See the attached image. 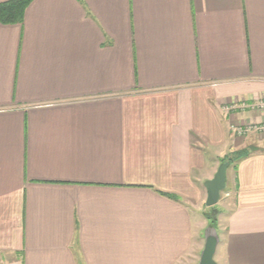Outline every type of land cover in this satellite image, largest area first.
I'll list each match as a JSON object with an SVG mask.
<instances>
[{
	"label": "crops",
	"instance_id": "1",
	"mask_svg": "<svg viewBox=\"0 0 264 264\" xmlns=\"http://www.w3.org/2000/svg\"><path fill=\"white\" fill-rule=\"evenodd\" d=\"M263 100L264 0H31L0 21V264H196ZM262 148L226 169L217 264H264Z\"/></svg>",
	"mask_w": 264,
	"mask_h": 264
},
{
	"label": "water",
	"instance_id": "2",
	"mask_svg": "<svg viewBox=\"0 0 264 264\" xmlns=\"http://www.w3.org/2000/svg\"><path fill=\"white\" fill-rule=\"evenodd\" d=\"M227 167V162L221 163L213 178L204 183V188L206 190V207H213L218 203L221 193L225 189ZM203 238L204 245L196 264H217L214 260L216 247L219 242L217 231L214 227L208 226L204 230Z\"/></svg>",
	"mask_w": 264,
	"mask_h": 264
},
{
	"label": "trees",
	"instance_id": "3",
	"mask_svg": "<svg viewBox=\"0 0 264 264\" xmlns=\"http://www.w3.org/2000/svg\"><path fill=\"white\" fill-rule=\"evenodd\" d=\"M31 2V0H12L3 4H0V21L1 22H19L22 19L23 11L26 8V6ZM253 150L248 149L245 151H240L231 155H228L224 159H222L223 162H227L228 166L236 162L239 158H242L248 154H250ZM208 208H215L208 207ZM214 210V209H213ZM213 212V211H212ZM204 217H206V220L208 222L207 226H212L216 229V222L215 217L211 218V216L204 214ZM217 230V229H216Z\"/></svg>",
	"mask_w": 264,
	"mask_h": 264
},
{
	"label": "built area",
	"instance_id": "4",
	"mask_svg": "<svg viewBox=\"0 0 264 264\" xmlns=\"http://www.w3.org/2000/svg\"><path fill=\"white\" fill-rule=\"evenodd\" d=\"M253 108L264 110V100L254 104ZM230 129L237 136H246L250 133H259L261 137L264 139V123L246 124L244 126L234 125V126H231Z\"/></svg>",
	"mask_w": 264,
	"mask_h": 264
},
{
	"label": "rangeland",
	"instance_id": "5",
	"mask_svg": "<svg viewBox=\"0 0 264 264\" xmlns=\"http://www.w3.org/2000/svg\"><path fill=\"white\" fill-rule=\"evenodd\" d=\"M247 136V135H246ZM260 144V146H250V149H255V150H259V149H263L262 147L264 146V141L263 142H259ZM258 145V144H257ZM262 146V147H261ZM245 150H248V147H246V148H244L243 150H240V151H245ZM223 193V192H222ZM215 208H208V207H206L205 209H203V211H204V213H203V216H204V214H206V215H210L211 216V218H214L215 217V222H216V224H215V226H216V231H218V217H219V214H220V212H219V210H216V209H218V208H216V205L214 206ZM214 209V210H213ZM213 211V212H212ZM206 218V217H205ZM207 225H208V223H207ZM208 227V226H207ZM212 227V226H211ZM203 235H204V232H203ZM214 260H215V257H214Z\"/></svg>",
	"mask_w": 264,
	"mask_h": 264
}]
</instances>
